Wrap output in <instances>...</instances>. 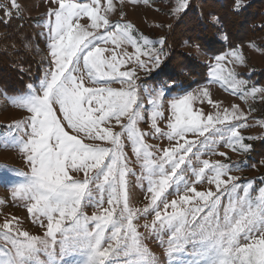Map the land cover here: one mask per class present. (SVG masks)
<instances>
[{
  "label": "rangeland",
  "instance_id": "1",
  "mask_svg": "<svg viewBox=\"0 0 264 264\" xmlns=\"http://www.w3.org/2000/svg\"><path fill=\"white\" fill-rule=\"evenodd\" d=\"M248 1L240 0V6ZM186 2L0 0L3 12L29 19L36 46L46 60L26 93L6 96L0 91V264H8L15 256L5 235L20 233L48 241L26 264H37L36 260L38 264H87V250L78 247L69 254L62 253V234H57L53 246L45 235L51 230L47 216L36 211L30 214L37 203L29 187L33 167L49 181L80 182L74 186L86 191L78 215L103 217L100 223L104 225L101 232L105 245L114 229L122 227L121 235L125 236L132 225L151 252V264H220V251L210 248L211 241L202 240L209 232L218 236L228 230L226 210L232 222H243L253 236L264 232V207L259 209L260 220L249 225L247 220L255 217L249 214L247 220L242 218L240 203L244 202L243 211L247 213V200H251L255 213L256 195L264 188V160L252 162V150L246 148L251 145L253 149L255 140L264 139V86L258 82V73L264 69V35L213 55L185 44V49L207 63L208 73L204 83L180 91L174 83L157 81L154 74L159 67L149 73L146 68L154 65L152 56H165L164 49L159 51L158 40L182 13L179 9ZM117 21L121 30L130 22L134 26L132 35L141 43L140 34L153 41L144 48L146 54L120 40V33L113 27ZM49 31L58 37L52 40L54 57L49 56L45 38L40 35ZM101 35L107 41L97 39ZM85 41L91 46L89 62L98 74L126 79L93 82L83 52L72 62ZM62 77L67 91L58 98L53 89ZM45 80L49 81L46 86L42 84ZM101 88L111 89L108 97L115 96L128 105L118 118L104 119L107 109L101 111V102L107 97L99 92L89 96L91 90ZM32 96L40 107L30 112L23 105ZM133 116L130 136L124 126ZM18 121L23 124L16 129ZM33 121L38 124L35 137L30 134ZM67 141L80 150L67 151ZM53 155L57 162L49 166L48 159ZM30 156L35 159L29 160ZM252 181L246 199L245 191ZM157 201L155 211H146ZM178 202L187 213L184 232L193 235L188 236L183 249L169 253V235L180 222L176 221L172 229L159 230L157 226V232H150L148 226L156 212L168 215L179 210L173 207ZM232 207L236 211H231ZM113 218L118 224L108 222ZM68 223L66 220L65 225ZM95 226L89 219V230ZM241 243L247 241L242 238ZM138 261L134 252L128 256L110 253L105 264Z\"/></svg>",
  "mask_w": 264,
  "mask_h": 264
},
{
  "label": "snow or ice",
  "instance_id": "2",
  "mask_svg": "<svg viewBox=\"0 0 264 264\" xmlns=\"http://www.w3.org/2000/svg\"><path fill=\"white\" fill-rule=\"evenodd\" d=\"M190 4V0L179 9L180 13L187 10ZM234 8L233 10L239 12L240 8V0H233ZM17 13V17H18ZM180 17V16H179ZM178 17V18H179ZM13 19V15L10 12H4V19L0 20L2 23H10ZM215 19V18H214ZM119 21H117L113 27L116 28L117 32L120 33V40L127 41L128 44L132 45L134 48H140L142 54L144 53V48H148L153 44L148 37H144L140 34L142 38L141 41H138L133 35L134 26L128 22L125 25V29L121 30L119 28ZM47 27V22L45 24ZM258 26H264V24H260ZM171 27V26H169ZM41 36L45 38V45L49 49V56L54 57V53L51 52L52 48V40L58 38L56 34L49 31L48 33H41ZM226 36V34H225ZM97 39L107 41L106 36H98ZM115 39V38H114ZM166 37H160L158 43L160 45L159 51H163V45L166 42ZM87 47L88 51L85 52L84 48ZM199 48V45H196ZM143 49V51H142ZM91 51V46L88 41H85L84 45H81V48L78 50L77 54L72 57V62H76L83 52L84 55V64L87 70L89 77L93 80V82H98L101 79L106 80H120L123 82L126 77L125 76H111V75H102L97 73V68L89 62L88 52ZM166 58V55L161 59L159 55L152 56V59L155 61L154 65L151 68H146V71L151 72L158 67H160L161 63ZM54 65V60L52 61ZM142 67H145L143 63H141ZM71 68V64H69ZM129 75H134V73H130ZM68 79H72L66 73ZM82 82V81H81ZM49 83L48 80L42 82L44 86ZM53 91L57 94V97H61L67 91L64 85V78L62 77L60 80L55 82V86ZM111 89L101 88V89H93L91 90L89 96H94L97 92L101 95L107 97L106 102L102 101L103 108L107 109V112L104 115V119H109L111 117H119L121 113L128 108V105L122 103V101L115 97H108L107 94L111 92ZM91 103V99H89V104ZM27 110L30 112L35 111L40 107L39 101L35 96L29 97L24 105ZM134 122V116L129 118L128 125L124 126L125 130L129 131L131 136L132 134V124ZM23 124V121H18L14 125L16 129L20 128ZM101 126H103V119L100 121ZM12 127V126H10ZM38 124L33 121L30 124V134L35 137L36 130ZM73 128H76V125H72ZM27 130V129H26ZM58 131V130H57ZM68 131V129H65ZM71 135V132H69ZM116 133H114V139L116 137ZM59 139V137H56ZM247 139V138H245ZM67 151L75 152L79 151V146L76 145L72 141H67L65 146ZM248 151L252 150L251 145L246 146ZM27 149V146H26ZM29 160L35 159L34 157H28ZM57 162V158L55 155L49 157L48 165L54 166ZM221 168L224 166H220ZM87 171V169H85ZM220 174H223L222 171ZM70 175V174H69ZM264 180V178H262ZM80 185L78 181L64 180L63 182H53L46 179L43 174L38 171L36 167L32 169V178L30 188L32 191V198L36 200L35 208L30 210L36 211L40 215L47 216L49 221L51 222V230L46 231V237L50 238L52 245L54 246L56 243L57 234H62V239L60 240L61 252L62 253H71L77 248H81L82 250H87L88 259L87 264H105L106 258L109 257L110 253L114 256H128L130 253L134 252L138 257V264H151L149 257L151 256L150 250L147 246L142 242L141 236L138 231L134 230L132 225L128 226V235L122 236L121 234L124 232L122 227H118L114 229L111 236L108 237V243L104 244V234L101 232V228L104 227L103 224L100 223L103 217L101 216H93L91 218L81 217L78 215L79 205L81 203L82 197L86 189H78V187L74 186ZM87 183V180L84 182ZM254 182H250L245 191V198L247 199V193L250 190L252 184ZM151 190V189H150ZM235 191V188L232 189ZM211 199V198H210ZM158 201L156 204H153L152 209H147L146 211H155L158 205ZM179 203L173 206L179 210H173L168 215H164L162 212H156V218L152 221L151 225L148 226V230L150 232H157V226L159 230L172 229L173 225L176 221H179V225L175 228V231H172L169 235L167 246L169 253L175 249H183V247L188 242V236L193 235V233H185L184 225L186 223V211L184 209L179 208ZM241 217L247 220V216L250 214L255 217V220H247V223L251 225L252 223H256L260 220V212L259 209L264 207V188H260L255 198L256 211L252 212L253 203L251 200H247V213L243 211L244 202L241 201ZM214 207H218V204H213ZM231 211H236L235 207L230 209ZM167 211V206L165 208ZM58 217L57 218V215ZM89 219L95 223V228L93 230H89L88 223ZM70 221L67 225H65V221ZM109 223L118 224V222L113 218L108 221ZM225 222L228 227V230L222 231L217 234L215 232L207 233L206 237L202 240L211 241L210 248H216L222 254L223 259L220 261V264H264V232L253 236L251 232L244 226V223L241 221L232 222L231 217L228 214V211L225 212ZM9 227V225H6ZM203 232V229H201ZM247 241L246 244L241 243V239ZM5 240L7 243L11 245V248L15 250L14 258L8 262V264H26V261H31L36 257V254L41 251V245H47V240H41L38 237L29 236L25 233H20L19 236L16 234L13 235H5ZM121 249L123 252L121 253ZM38 264V260H36ZM119 264V262H117ZM127 264V262H125Z\"/></svg>",
  "mask_w": 264,
  "mask_h": 264
},
{
  "label": "trees",
  "instance_id": "3",
  "mask_svg": "<svg viewBox=\"0 0 264 264\" xmlns=\"http://www.w3.org/2000/svg\"><path fill=\"white\" fill-rule=\"evenodd\" d=\"M233 8V0H190L187 10L163 34L166 58L154 74L157 81L174 83L180 91L206 81L207 63L185 49V44L199 45L197 49L213 55L264 35V26H258L264 24V0H249L239 12ZM0 13L2 20L3 9ZM11 14L10 23L0 22V91L6 96L26 93L46 64L29 19ZM258 82L264 86V69L258 73ZM251 154L252 162L264 160V139L255 140Z\"/></svg>",
  "mask_w": 264,
  "mask_h": 264
}]
</instances>
